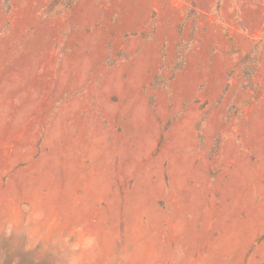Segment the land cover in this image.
<instances>
[{
    "label": "rangeland",
    "instance_id": "374dc122",
    "mask_svg": "<svg viewBox=\"0 0 264 264\" xmlns=\"http://www.w3.org/2000/svg\"><path fill=\"white\" fill-rule=\"evenodd\" d=\"M0 0V264H264V0Z\"/></svg>",
    "mask_w": 264,
    "mask_h": 264
},
{
    "label": "trees",
    "instance_id": "16d2710c",
    "mask_svg": "<svg viewBox=\"0 0 264 264\" xmlns=\"http://www.w3.org/2000/svg\"><path fill=\"white\" fill-rule=\"evenodd\" d=\"M77 0H52L48 7L50 13L59 14L62 11L71 10Z\"/></svg>",
    "mask_w": 264,
    "mask_h": 264
}]
</instances>
